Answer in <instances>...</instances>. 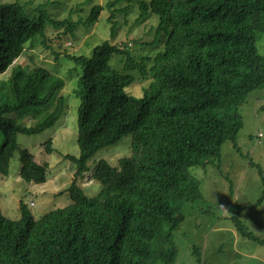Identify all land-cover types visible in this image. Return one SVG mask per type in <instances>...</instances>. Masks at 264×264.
Listing matches in <instances>:
<instances>
[{
  "label": "trees",
  "instance_id": "16d2710c",
  "mask_svg": "<svg viewBox=\"0 0 264 264\" xmlns=\"http://www.w3.org/2000/svg\"><path fill=\"white\" fill-rule=\"evenodd\" d=\"M120 1L109 0L106 7ZM139 6L158 19L161 50L154 57L144 54L149 43L143 39L136 55L130 54V43H111L114 29L110 41L97 46L89 59L53 52L54 58L65 55L83 67L75 91L79 155H63L74 171L71 204L37 219L23 203L18 220L0 210V264H175L181 211L201 197L189 168L205 169L220 161L225 142L236 145L243 126L239 108L264 87V56L256 45V35L264 34V0H150ZM36 10L40 14L33 18L17 1L0 4V75L11 69L8 81L0 82V175H8L18 153L20 178L43 184L47 163L38 164L21 149L17 135L51 128L66 103L59 96L63 80L41 66L18 64L39 38L47 48L43 5ZM102 11L95 5L85 20L52 21L51 26L65 27V36L77 24L93 25ZM116 56L123 63L120 70L111 64ZM134 70L151 75L138 98L125 92ZM51 101L52 111L34 126L10 117L29 107L44 110ZM125 135L132 139L130 156L119 159L117 167L97 162L91 179L102 188L87 197L76 182L88 172V161ZM45 150H53L50 139ZM263 201L264 190L256 205ZM238 230H244L242 225ZM243 235L264 244L245 230Z\"/></svg>",
  "mask_w": 264,
  "mask_h": 264
},
{
  "label": "rangeland",
  "instance_id": "374dc122",
  "mask_svg": "<svg viewBox=\"0 0 264 264\" xmlns=\"http://www.w3.org/2000/svg\"><path fill=\"white\" fill-rule=\"evenodd\" d=\"M15 1L22 4L25 13L33 18L39 16L36 9L43 5L44 33L46 36L49 34L44 40L47 48L39 38L32 46L26 47L18 64L41 66L65 83L59 96L64 97L66 108L54 126L36 135H17L21 149H27L38 164L47 163L46 181L34 184L22 180L18 153L10 161L8 175H0L2 214L10 220L20 219V203H23L37 219L71 204L68 189L74 171L71 162L63 155H79L77 120L80 101L75 91L83 67L65 55L54 58L53 52L63 53L66 50L67 53L89 59L97 46L110 41L111 29L115 31L111 43H130L131 55L138 54L141 39L149 43L145 45L148 52L144 54H150L151 58L161 47L160 38L155 33L157 17L149 12L142 13L139 6L141 1L150 0H121L112 9L106 7L109 0H0V4ZM95 5L102 6L103 11L93 25L77 24L65 36V27L55 29L51 26L52 21L77 23L85 20ZM155 38L157 41L154 43ZM256 45L264 56V34L256 35ZM111 64L120 70L123 66L121 57L112 58ZM134 71L129 72L133 81L125 92L138 98L148 87L151 75L149 73L142 77ZM10 75L9 68L0 75V82H7ZM7 100L11 98L7 97ZM53 106L54 102L51 101L44 110L42 106L29 107L10 117L23 126H34L44 120ZM239 113L243 126L237 134L236 145L225 142L220 161L205 169L191 167L188 170L199 181L201 197L186 203L181 211L184 221L175 232L174 242L178 251L175 264H264V244L243 235L245 230L264 243V201L256 205L263 197L264 190V87L249 94ZM260 133L262 137L258 138ZM49 139L53 150L48 154L45 144ZM131 142V136L125 135L117 144L97 151L88 161V172L76 182L87 197L96 196L102 188L99 182L91 179L97 162L103 160L117 167L119 159L130 156ZM238 220V226L242 225L243 231L235 225ZM195 249L200 255L199 262Z\"/></svg>",
  "mask_w": 264,
  "mask_h": 264
}]
</instances>
